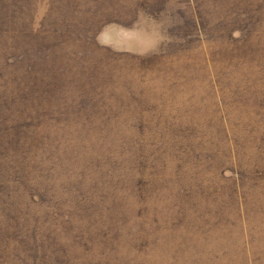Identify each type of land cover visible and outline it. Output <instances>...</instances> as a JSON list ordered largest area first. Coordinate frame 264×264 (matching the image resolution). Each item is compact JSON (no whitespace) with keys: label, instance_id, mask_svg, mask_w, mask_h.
<instances>
[{"label":"rangeland","instance_id":"rangeland-1","mask_svg":"<svg viewBox=\"0 0 264 264\" xmlns=\"http://www.w3.org/2000/svg\"><path fill=\"white\" fill-rule=\"evenodd\" d=\"M0 264H264V0H0Z\"/></svg>","mask_w":264,"mask_h":264}]
</instances>
